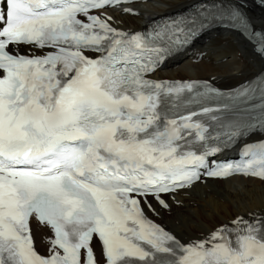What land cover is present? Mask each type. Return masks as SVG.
<instances>
[{
	"label": "snow or ice",
	"instance_id": "1",
	"mask_svg": "<svg viewBox=\"0 0 264 264\" xmlns=\"http://www.w3.org/2000/svg\"><path fill=\"white\" fill-rule=\"evenodd\" d=\"M135 2L2 0L0 264H100L94 242L103 264H264V214L238 215L189 242L147 215L158 214L152 200L169 209L165 195L203 177L264 180V141L246 145L251 159L241 164L211 159L264 133V78L227 97L206 82L149 78L213 24L238 31L261 57L264 30L246 5L214 0L145 31L104 11L135 15ZM257 92L261 103L245 107ZM212 96L219 108L203 106ZM33 221L52 233L47 255L35 248Z\"/></svg>",
	"mask_w": 264,
	"mask_h": 264
},
{
	"label": "bare ground",
	"instance_id": "2",
	"mask_svg": "<svg viewBox=\"0 0 264 264\" xmlns=\"http://www.w3.org/2000/svg\"><path fill=\"white\" fill-rule=\"evenodd\" d=\"M200 0H154L128 7L138 14L105 11L125 30H140L152 20L182 10ZM247 4L252 9L256 25L264 30V12L254 6V0H230ZM264 67V62L240 36L230 31H212L196 42L187 52L169 60L157 73L163 79H207L224 87L236 86ZM259 138H262L260 136ZM169 209L158 205L154 217L184 242L206 237L218 225L230 222L238 215L264 214V180L234 176L225 180H206L167 197ZM33 233L39 249L48 254V227L33 222ZM94 249L100 264L103 256L98 242Z\"/></svg>",
	"mask_w": 264,
	"mask_h": 264
}]
</instances>
